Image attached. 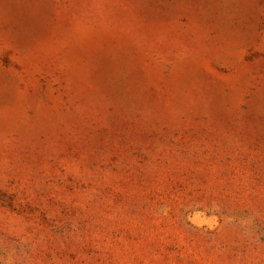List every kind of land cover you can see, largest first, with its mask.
<instances>
[{
  "label": "rangeland",
  "instance_id": "obj_1",
  "mask_svg": "<svg viewBox=\"0 0 264 264\" xmlns=\"http://www.w3.org/2000/svg\"><path fill=\"white\" fill-rule=\"evenodd\" d=\"M0 264H264V0H0Z\"/></svg>",
  "mask_w": 264,
  "mask_h": 264
}]
</instances>
